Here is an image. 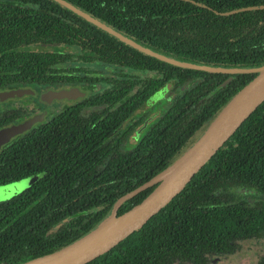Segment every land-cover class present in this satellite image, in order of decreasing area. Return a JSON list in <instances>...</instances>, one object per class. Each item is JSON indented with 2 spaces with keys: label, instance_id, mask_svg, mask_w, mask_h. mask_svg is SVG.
Returning <instances> with one entry per match:
<instances>
[{
  "label": "trees",
  "instance_id": "1",
  "mask_svg": "<svg viewBox=\"0 0 264 264\" xmlns=\"http://www.w3.org/2000/svg\"><path fill=\"white\" fill-rule=\"evenodd\" d=\"M66 1L178 60L221 67L264 64V0ZM44 45L66 49L32 50ZM254 75L159 60L55 0H0V91L75 84L89 88V99L97 95L92 87L99 80H113V88L102 94L116 104L104 112L102 126L91 125L96 110L65 106L1 146L0 187L31 175L37 179L0 201V264L25 262L87 233L117 198L180 155ZM159 86L173 88L174 95L136 142L107 153L92 147L103 129L133 121L136 108ZM24 115L25 110L0 107V128ZM153 187L124 201L118 213ZM250 237H264V101L166 206L86 264H206L211 254ZM257 264H264V253Z\"/></svg>",
  "mask_w": 264,
  "mask_h": 264
},
{
  "label": "water",
  "instance_id": "2",
  "mask_svg": "<svg viewBox=\"0 0 264 264\" xmlns=\"http://www.w3.org/2000/svg\"><path fill=\"white\" fill-rule=\"evenodd\" d=\"M55 1L113 34L125 43L159 60L178 67L208 72H222L227 74L255 73V75L232 95L205 125L201 133L180 155L147 181L117 198L110 212L102 218L95 227L55 251L34 257L19 264H86L99 255L107 252L129 234L139 230L151 216L166 206L172 198L184 188L191 177L198 172V170L235 132L242 122L264 101V64L257 67H221L178 60L135 42L132 38L123 35L111 26L66 0ZM65 49V47L45 45L32 47L34 51H63ZM231 79L232 77L229 76L213 89L211 93H215ZM35 92L36 90L30 86L0 91V101H8L9 98H18L24 94H34ZM85 95L86 93L81 92L77 87L48 90L43 101L48 102L52 97L78 99ZM161 95L166 96L162 88L146 98L144 102L136 108L134 113L144 111L152 103L157 101ZM44 117L45 112H42L18 123L1 127L0 148L12 137L29 130L35 124L43 121ZM142 129L143 127H140L138 132ZM153 185V189L140 202L134 204L122 213H118V208L124 201Z\"/></svg>",
  "mask_w": 264,
  "mask_h": 264
},
{
  "label": "flooded vegetation",
  "instance_id": "3",
  "mask_svg": "<svg viewBox=\"0 0 264 264\" xmlns=\"http://www.w3.org/2000/svg\"><path fill=\"white\" fill-rule=\"evenodd\" d=\"M91 67L94 68V64L90 65ZM98 70L97 68H95ZM109 69V68H108ZM114 70L113 68H111ZM112 71H108V74H113V76H116L115 73H111ZM126 72V71H125ZM133 73H139L138 71H134ZM102 73H98V76H100ZM112 84V85H111ZM114 81H104V80H99L96 84L93 85V89L97 91V95L92 96L89 99H86L87 95H85L82 98L78 99H71L67 97H62V98H55L52 97L48 102L43 101L45 99V94L48 90H59V89H64V88H70V87H77L81 92H88V89H85V86L82 85H75V84H64L62 86H57V87H52V86H45V87H36V92L34 94H24L18 98H9L8 101H1L0 105L2 108H15V109H20V110H25V115L22 118V120L29 118L35 114H40L42 112H45V117L43 121L49 120L57 111L60 109L64 108L65 106H71V105H76L81 108V113L88 112L89 109L91 110H96V114L90 119L91 125L92 124H99L100 122H106L105 114L104 112H109L113 108L115 109V103L112 97L109 96H103V92L106 89H112ZM164 86H159L156 90H154L153 93L158 91L159 89L163 88ZM167 88H163L166 96H163L162 98L158 99L154 103H152L149 107H147L144 111L140 113H136L138 115H134V119L129 120V118H126L119 126L117 127H107L103 129V132L99 135H97V139L94 138L92 147L94 149H103L105 153H107L111 148L121 145V144H130V142H136L137 137L139 136L140 132L138 130L140 127H145L147 126L151 120H153L160 110L163 108L164 103H167L170 98L174 95L175 90L170 89L169 86H166ZM136 88H133L132 90L134 91ZM99 94V95H98ZM94 104V105H93ZM142 118L141 121L139 119ZM20 120V121H22ZM19 121V122H20ZM139 121V122H138ZM86 123V121H85ZM136 126L134 129L131 130V127L135 124ZM104 125V124H103ZM99 126V127H100ZM32 128V127H31ZM80 133H83L85 130L84 128L79 129ZM138 132V133H137ZM65 138V137H64ZM81 139V137H78ZM83 139L85 137H82ZM81 139V140H83ZM99 160H106L107 157L106 155H101V153H98L96 156ZM109 158H113V154L109 155ZM264 238V237H261ZM241 242H237L235 245L230 247L229 251L225 252H216L214 254H211L208 258V261L206 264H228L226 262H222L224 258H227L228 256H231L235 253H237L240 250L241 247ZM264 253V250H263ZM263 253L259 256L257 262L260 260L261 256ZM173 264H199L196 262H182V263H173Z\"/></svg>",
  "mask_w": 264,
  "mask_h": 264
},
{
  "label": "rangeland",
  "instance_id": "4",
  "mask_svg": "<svg viewBox=\"0 0 264 264\" xmlns=\"http://www.w3.org/2000/svg\"><path fill=\"white\" fill-rule=\"evenodd\" d=\"M163 96L164 95H161L160 98H162ZM36 179V175H31L16 182L10 183L6 186H1L0 201L9 199L13 195L21 192L22 190L30 186ZM240 242L242 244L240 250L237 253L224 258L222 262H226L228 264H255L257 262L259 256L263 253L264 250V238L250 237L241 240Z\"/></svg>",
  "mask_w": 264,
  "mask_h": 264
},
{
  "label": "bare ground",
  "instance_id": "5",
  "mask_svg": "<svg viewBox=\"0 0 264 264\" xmlns=\"http://www.w3.org/2000/svg\"><path fill=\"white\" fill-rule=\"evenodd\" d=\"M111 44V43H110ZM109 45V44H108ZM125 45V44H124ZM102 48V47H101ZM95 49V48H94ZM96 50V49H95ZM79 53V52H78ZM94 57V56H93ZM103 57V56H102ZM104 58V57H103ZM83 59V58H82ZM74 63V62H73ZM106 63V62H105ZM108 64V63H107ZM111 65V64H110ZM75 67V66H74ZM115 72V71H114ZM80 75V74H79ZM135 75V74H134ZM85 76V75H84ZM120 76V75H119ZM94 77V76H93ZM115 78V77H114ZM112 85V84H111ZM119 86V85H118ZM146 87V86H145ZM120 89V88H119ZM138 94V93H136ZM141 95V94H140ZM75 165V164H74ZM4 181V180H3Z\"/></svg>",
  "mask_w": 264,
  "mask_h": 264
}]
</instances>
